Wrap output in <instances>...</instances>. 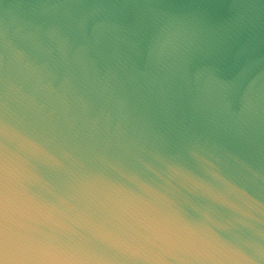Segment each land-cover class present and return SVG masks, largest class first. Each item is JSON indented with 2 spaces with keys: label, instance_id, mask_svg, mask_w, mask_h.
Segmentation results:
<instances>
[{
  "label": "water",
  "instance_id": "obj_1",
  "mask_svg": "<svg viewBox=\"0 0 264 264\" xmlns=\"http://www.w3.org/2000/svg\"><path fill=\"white\" fill-rule=\"evenodd\" d=\"M0 264H264V0H0Z\"/></svg>",
  "mask_w": 264,
  "mask_h": 264
}]
</instances>
